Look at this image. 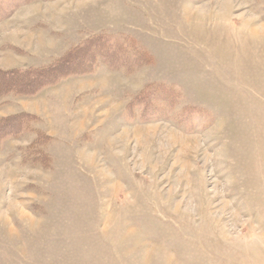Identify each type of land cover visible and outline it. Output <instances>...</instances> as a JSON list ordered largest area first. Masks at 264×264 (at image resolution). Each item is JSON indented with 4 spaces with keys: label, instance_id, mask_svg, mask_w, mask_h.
I'll return each mask as SVG.
<instances>
[{
    "label": "rangeland",
    "instance_id": "obj_1",
    "mask_svg": "<svg viewBox=\"0 0 264 264\" xmlns=\"http://www.w3.org/2000/svg\"><path fill=\"white\" fill-rule=\"evenodd\" d=\"M91 40L0 96V264H264V0H0L2 70Z\"/></svg>",
    "mask_w": 264,
    "mask_h": 264
},
{
    "label": "trees",
    "instance_id": "obj_2",
    "mask_svg": "<svg viewBox=\"0 0 264 264\" xmlns=\"http://www.w3.org/2000/svg\"><path fill=\"white\" fill-rule=\"evenodd\" d=\"M90 42L92 40L73 50V53H69L67 59L58 61L47 67L26 71L17 68L11 70L0 69V96L8 93L15 95H34L43 87L54 83L64 74L85 72L101 56L100 49L96 48L95 45L92 48ZM112 57L113 55L108 58L112 59ZM72 62H76V64L71 66ZM20 117L21 115H13L1 118L0 133L9 130L16 131L7 134L10 136L20 133L24 129ZM10 121H13L11 122L13 124L7 125ZM2 137L4 136H0V138Z\"/></svg>",
    "mask_w": 264,
    "mask_h": 264
}]
</instances>
